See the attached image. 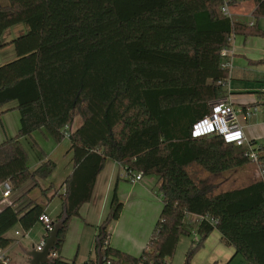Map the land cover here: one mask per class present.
<instances>
[{"label": "trees", "instance_id": "16d2710c", "mask_svg": "<svg viewBox=\"0 0 264 264\" xmlns=\"http://www.w3.org/2000/svg\"><path fill=\"white\" fill-rule=\"evenodd\" d=\"M242 1L254 4L252 24L226 17L225 0H0V37L17 24L28 30L12 42L16 60L0 67V116L20 113L18 133L0 143V185L16 191L34 183L21 196L25 206L13 202L0 211V253L15 242L9 232L17 226L29 232L45 214L33 194L47 204L52 199L53 188L39 181L57 166L47 160L32 171L23 141L46 131L61 143L79 116L81 126L68 135L73 170L59 195L69 219L49 264H75L61 256L69 223L92 200L108 160L129 175L155 176L164 205L148 245L132 256L110 245L108 228L123 208L115 192L97 228L104 264H171L180 239L193 234L189 215L201 221L184 264L214 231L235 251L226 264L237 257V264H264V179L217 192L219 185L190 172L197 166L218 175L254 165L221 136L193 135L227 95L232 75L222 68L221 50L234 36L264 38L258 26L264 0ZM248 64L251 72L264 59ZM258 156L264 167V145Z\"/></svg>", "mask_w": 264, "mask_h": 264}, {"label": "crops", "instance_id": "0c3cea01", "mask_svg": "<svg viewBox=\"0 0 264 264\" xmlns=\"http://www.w3.org/2000/svg\"><path fill=\"white\" fill-rule=\"evenodd\" d=\"M228 2H230V0ZM228 9H229V12L232 18L233 17L236 18V20L232 19L233 21L238 22V23H244V24L253 23L252 12L254 8L252 9V7L248 3H244L241 1H232L231 3L228 4ZM237 19H240V20H237ZM242 39H243L242 36H234L232 38L230 45L227 47L229 50L228 52L233 55V62L235 61L237 57L241 56L240 52H244L242 56L246 58L247 63H245V66L247 65L249 66L248 64L249 61H254V60H250V58L248 59V56H252V54H250L252 52L257 51V53L259 54V56L257 57L255 56L257 59L258 58H260L261 60L264 59V41H262V44H261L260 39L257 37L256 38L255 37L254 38L244 37L243 42H242ZM249 69H250V66H249ZM259 92H263V91H259ZM259 92L255 91L253 92V94H250V95H259L257 101L256 99L246 98L242 101L239 99L238 100L233 99L232 102L234 103V105H238L242 107L262 106L258 104H264V96H261L260 94H258ZM254 105H257V106H254ZM14 107H15V104H11L5 107L4 109H10ZM261 115H264V114H261ZM8 117H9V113L0 116V120L5 122L4 124L5 132L0 135V143L2 139H5V137L9 138L11 135L12 137L16 135L17 133L16 131H18L13 128L14 132H11V134H9L10 130H9L8 125L6 124L7 120L9 119ZM19 127H20V123L17 129H19ZM248 128L249 130H253L255 127L251 126ZM40 132H42L43 134L42 136L45 139L51 138L47 134L46 131H40ZM250 137L257 144L258 138L255 135L254 136L252 135ZM67 138H68V135H67ZM33 140H34V137L24 140L23 144L24 142H30V141L32 142ZM51 147H52V150L50 154L41 153L40 155L36 156L32 160H29V166L32 171L36 169L43 161L51 160L50 156L55 146H51ZM66 154H68V161L66 165V168H67L66 175L67 176H65L64 181L71 174L73 170V164L71 163L72 153L70 152V149L66 152ZM107 163L108 161L105 164V168L103 169V171L99 174L97 178L92 200L90 201V203L85 204L80 209L79 216L72 218L69 223V228L67 231V236H66V240H65L62 252H61V256L67 261L75 262V264H76L79 249L81 248V244L85 239H89L90 241L89 242V252H88L89 255L84 258L83 260L84 262H82V264H88V262L91 260L97 262V251H96V237L98 235L97 228L103 223V221L107 218L110 212V207H111L110 205L113 199V197L111 199L110 191L112 190V185L115 179H116V182H115L116 183L115 185L116 194L120 202L123 204V208H122L119 219L115 222H112L108 228V231L111 234L110 245L113 248L119 249L122 252H125L132 256H136V257L140 256L143 250L148 245L150 239L152 238L153 231L162 213L164 204H163L162 197L158 193V188H159L158 179L155 176H148V177H142L141 180L138 181L137 183H131L127 179L124 178L125 173H126L125 169L116 162H114V167L111 173H109L107 177H105L104 179V184L106 183L107 188L106 190H104V194L98 198L96 195L97 186L101 180L102 174L106 170ZM114 168L115 170L118 169L119 174H116V176H115ZM258 174L256 176L251 175L249 180L252 182H254L255 180H258L259 179ZM39 185L41 186L42 189H48L52 187L53 190L49 192L47 196L51 197L52 199L56 197L52 195L54 193V190L57 189L53 182L52 183L50 182L48 186L45 187L39 181ZM62 191L64 192L63 188H62ZM44 203L43 205H46L45 214L48 215L47 205L49 204H44ZM62 210H63V204H62ZM186 220L187 222L191 223L197 229L201 221V218L198 216L189 215ZM52 221L54 222L56 220L52 219ZM19 227L20 226L15 227L12 231H14L16 228H19ZM32 230H30L29 232H26L27 239L30 238ZM89 230H92V231H89ZM11 232L7 234V237L12 238V236L10 235ZM14 234L15 236L20 235L18 231H15ZM40 237L42 238L39 239L40 242L38 246L41 245L42 241L45 240L46 236L45 234L43 235L41 234ZM14 243L9 248H7L5 251L1 252L0 255L3 257L5 256L7 259H10L11 257L7 254V251H9L12 248H15V250L19 251L22 254V256L24 255L26 251H29L31 249L29 246L31 243L30 240L26 242H22V243L17 242L15 240ZM76 245H78V249H77L76 255L73 256L72 248H75ZM204 248L214 249L212 252L209 253V256L205 264H215V263L216 264H226L229 261V259L233 257L235 254V251L233 248L223 247V241L221 239V235L217 231H214L209 236V238L206 240L204 244L203 249ZM207 249H204V250H207ZM17 262L18 264H26L27 258L24 255L21 258V260ZM193 264H199V263L193 262Z\"/></svg>", "mask_w": 264, "mask_h": 264}, {"label": "rangeland", "instance_id": "374dc122", "mask_svg": "<svg viewBox=\"0 0 264 264\" xmlns=\"http://www.w3.org/2000/svg\"><path fill=\"white\" fill-rule=\"evenodd\" d=\"M229 1V0H225ZM244 2V1H241ZM248 3L252 9L254 8V4L252 2H244ZM242 14V13H241ZM233 20H236L235 17L232 18ZM240 20V19H237ZM258 26L260 29L264 31V18H261L258 20ZM27 27L24 24H17L14 25L7 30L3 32V34L0 37V67L6 64H9L16 60V52L15 48L12 45V42L24 35L27 34ZM254 38V37H252ZM256 38V37H255ZM258 38V37H257ZM262 44V41H264V38H259ZM244 40V37L242 39V42ZM256 40V39H255ZM228 49V48H227ZM241 56L237 57L235 61L232 60V66L234 67V73L232 74V79H230L227 82V90L231 97V100H244L246 98L249 99H258L259 95H250L253 94L255 91H263L264 92V65L253 67V71L249 72V66H245L246 58L243 57L244 52H240ZM252 56H248V59L254 60V61H260V58H256L259 56V54L256 52L250 53ZM247 56V55H245ZM256 56V57H255ZM224 61V60H223ZM246 68V70H245ZM16 106V103H14ZM237 104V103H236ZM236 108H238V105H235ZM240 107V106H239ZM253 109V107H251ZM9 113V119L7 120V125L9 127L10 133L14 132L13 128L15 130H19L18 125L20 123V113L17 110H11ZM6 113V114H8ZM4 115V114H3ZM239 121L241 125L244 127L245 135L251 139L250 136H256L257 139V146L264 145V115H256L252 118H250L249 121L245 122L242 120V115H239ZM4 124L2 120H0V135L3 134L4 131ZM82 124V119L77 116L70 126L67 127L68 135L74 131H76ZM254 126L255 128L253 130H249L248 127ZM20 128V127H19ZM6 130V129H5ZM18 133V131H16ZM15 132V133H16ZM16 133V134H17ZM14 135V134H13ZM42 132H36L33 137L34 140L31 142H24V147L29 155V160H32L36 156L40 155L41 153L44 154H50L52 147L55 146L54 150L51 154V160L56 164L57 168L53 175L50 177V179L47 180H41L40 182L46 187L48 184L53 182L57 189L54 190V193L52 195L58 194L55 198L51 199L49 201V205H47V213L51 220H57V217L62 212V201L59 195L63 193L62 191V184L64 182L66 174V165L68 161V154L66 152L70 149V141L66 137L60 144L55 142L53 139L48 138L45 139L42 136ZM15 136V135H14ZM12 137V135L10 136ZM7 137H5L6 139ZM5 139H2L4 141ZM1 141V142H2ZM114 167V161L108 160L107 167L105 172L101 176V180L97 186L96 195L99 198L104 194V190H106L107 186L106 183L104 184V179L107 177L109 173L113 170ZM115 176L118 173V169L115 170ZM190 172L192 173V176L196 180H210L217 186L219 185V188L217 192H224L228 191L234 188H241L246 186L247 184L251 183L252 181L249 180L251 175L256 176L258 174V168L256 165H248L245 168L237 171L232 172H226L221 173L218 175H211L203 171L201 168L197 166H193L190 168ZM119 176V175H118ZM259 177V174H258ZM260 179V178H259ZM116 179L112 185L111 192V199L113 197L116 185ZM34 183H28L25 186H23L21 189L12 191L11 197L9 199L3 198V190L0 187V211L6 208L7 206L11 205L13 202H17L15 204L16 208H20L24 206L28 202V198H21V196L27 192L30 188H32ZM61 186V187H60ZM60 187V188H59ZM51 198V197H49ZM33 200L43 204L45 202V198L40 195L39 192H36V194H33ZM42 202V203H41ZM47 204V201L44 203ZM194 227V226H193ZM196 228L194 227L193 234L190 236H184L180 239V242L178 244L175 256L173 257L171 264H184L186 259V254L188 249L191 246V243L196 239V236L194 235ZM18 231L19 236H15L14 232ZM92 231V230H89ZM41 234H45L47 236V232L45 230V227L42 223H38L35 228L32 230V233L30 235V238L27 239V233L23 231L20 227L16 228L14 231L11 232L12 238H14L17 242H26L30 240V248L32 246H38L40 240L42 237ZM89 239H85L82 244L81 248L79 249L76 264H82L84 262V258L89 255ZM15 244V243H14ZM223 247H228L223 243ZM78 249V245L75 246V248H72V254L73 256L76 255ZM207 249V248H204ZM203 248L200 249L195 256L193 257L191 263L198 262L199 264H205L207 261V258L209 256V253L212 252L213 248H208L207 250H204ZM7 254L11 257L10 259H6V262L8 264H18L17 261L21 260L22 254L15 250V248L10 249L7 251ZM231 257L229 261L232 259ZM240 257H237L235 260V264L240 263ZM190 263V264H191ZM27 264V263H26Z\"/></svg>", "mask_w": 264, "mask_h": 264}, {"label": "built area", "instance_id": "2783aa9c", "mask_svg": "<svg viewBox=\"0 0 264 264\" xmlns=\"http://www.w3.org/2000/svg\"><path fill=\"white\" fill-rule=\"evenodd\" d=\"M232 1L242 0H230V2L225 1V4L221 8L222 13L230 19H232V16L229 12L228 4ZM232 38L233 37L230 38V43ZM228 51L229 50L226 47L220 52L224 60L222 63V68L228 70L230 75H232L234 71V67L232 66L233 55ZM237 107L238 108H236L232 102L227 90L226 98L213 104V113L194 125L193 135L195 137L202 135L221 136L226 142L232 143L237 149L242 150L246 157L257 166L259 178L264 179V167L260 165L258 156V149L260 146H257V144L254 143L252 139L245 135L244 127L239 121V115H242V120L247 122L250 120V118L256 115L264 114V105L253 107V109H251L252 106ZM124 178L131 183H137L141 180L142 176L129 175L125 173ZM0 186L3 190V198L9 199L11 197V192L13 191L11 184L9 182H4ZM39 223L43 224L48 234L53 230V221L48 215H41L39 217ZM44 242L45 240L42 241L41 245L37 247L38 250L42 249ZM52 257H55V255L52 254Z\"/></svg>", "mask_w": 264, "mask_h": 264}, {"label": "water", "instance_id": "95a60500", "mask_svg": "<svg viewBox=\"0 0 264 264\" xmlns=\"http://www.w3.org/2000/svg\"><path fill=\"white\" fill-rule=\"evenodd\" d=\"M264 105V104H258ZM257 106V105H254ZM69 216L66 207H63L62 217L53 222V230L47 234L44 245L41 250L36 246H32L29 251L24 253L27 258V264H49L53 261L52 254L56 250L59 243V234L63 230L65 223L68 221ZM0 264H8L0 255ZM96 264H104V259L99 248L97 251Z\"/></svg>", "mask_w": 264, "mask_h": 264}]
</instances>
